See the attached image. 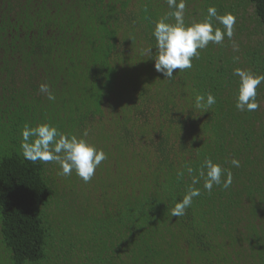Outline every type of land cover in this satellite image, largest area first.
I'll use <instances>...</instances> for the list:
<instances>
[{
	"label": "trees",
	"instance_id": "trees-1",
	"mask_svg": "<svg viewBox=\"0 0 264 264\" xmlns=\"http://www.w3.org/2000/svg\"><path fill=\"white\" fill-rule=\"evenodd\" d=\"M185 2L186 24L214 6L234 35L167 80L147 53L166 0H0V264H264V83L239 111L233 75L264 74V0ZM206 93L216 103L197 108ZM43 122L89 131L107 154L91 181L24 159L21 129ZM205 158L231 187L201 180L172 217Z\"/></svg>",
	"mask_w": 264,
	"mask_h": 264
},
{
	"label": "clouds",
	"instance_id": "clouds-1",
	"mask_svg": "<svg viewBox=\"0 0 264 264\" xmlns=\"http://www.w3.org/2000/svg\"><path fill=\"white\" fill-rule=\"evenodd\" d=\"M170 11L165 18L157 20L152 31L155 38L156 52L152 55L147 49L149 57L153 58L154 68L165 79L171 80L175 70L183 71L192 68L193 59H198L200 51L209 43L220 45L225 37L232 41L236 17L231 12L220 15L214 6L207 9V16L201 21L185 23V0H166ZM171 18L174 23L165 22ZM218 21L223 28L215 26L213 20ZM234 50L238 45L233 41ZM238 60V57L234 58ZM233 75L239 78L235 107L239 111L252 112L259 108L257 101V88L264 83V74H254L250 70L235 68ZM40 92L47 95L49 101L55 100V95L49 85L41 84ZM197 108H211L216 103V97L211 93L197 95L195 98ZM89 131L85 129L80 137L60 131L55 125L43 122L36 126L25 124L21 129L20 149L25 160L36 163H56L59 165L60 175L70 176L73 172L85 183L91 181L96 169L107 159L103 149H97L84 137ZM232 166L240 167V161L232 159ZM193 168L187 167L192 175ZM183 176V172L177 173ZM203 180V189L211 193L214 186L227 190L233 182L230 169L222 168L211 158H205L198 170V175H192V182L187 187L185 195L175 203L171 209L172 217H182L195 197L201 195L200 188L196 187Z\"/></svg>",
	"mask_w": 264,
	"mask_h": 264
}]
</instances>
